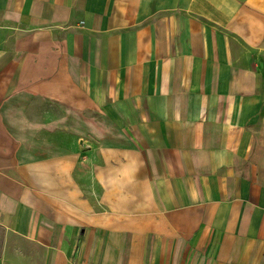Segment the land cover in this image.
Returning a JSON list of instances; mask_svg holds the SVG:
<instances>
[{
    "label": "crops",
    "instance_id": "obj_1",
    "mask_svg": "<svg viewBox=\"0 0 264 264\" xmlns=\"http://www.w3.org/2000/svg\"><path fill=\"white\" fill-rule=\"evenodd\" d=\"M0 264H264V0H0Z\"/></svg>",
    "mask_w": 264,
    "mask_h": 264
}]
</instances>
